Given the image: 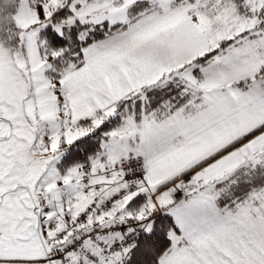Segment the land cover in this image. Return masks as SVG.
<instances>
[{
  "label": "snow or ice",
  "instance_id": "1",
  "mask_svg": "<svg viewBox=\"0 0 264 264\" xmlns=\"http://www.w3.org/2000/svg\"><path fill=\"white\" fill-rule=\"evenodd\" d=\"M0 264H264V0H0Z\"/></svg>",
  "mask_w": 264,
  "mask_h": 264
}]
</instances>
